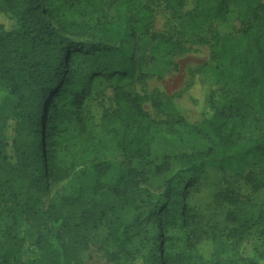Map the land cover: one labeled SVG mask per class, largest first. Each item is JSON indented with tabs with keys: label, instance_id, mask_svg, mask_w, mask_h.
<instances>
[{
	"label": "trees",
	"instance_id": "trees-1",
	"mask_svg": "<svg viewBox=\"0 0 264 264\" xmlns=\"http://www.w3.org/2000/svg\"><path fill=\"white\" fill-rule=\"evenodd\" d=\"M188 1L89 0L92 13L100 14L105 22L102 34L89 31L80 20L85 13L74 0H43V4L40 0H0V206L10 211L13 223L0 241V264L18 263L23 242L14 229L21 222L41 229L36 242L41 256L27 264H73L77 246L86 249L89 236L106 218L104 211L90 207L78 211L80 200L67 196L41 209L44 177L33 143L34 122L41 134V155L49 162L46 180L58 181L75 172V167L60 168L45 150L46 140L49 147L54 145L50 130L79 123L81 136L88 141L92 138L83 106L90 78L74 70L75 54L69 52L70 47L88 60L109 58V66L94 70L95 75L103 74L113 83V105L104 109L99 127L125 157L128 167L123 170H128L131 177L139 174L130 167L131 162L150 157L157 137L179 128L187 134L203 136L209 144L208 161L224 171L240 175L248 166H264V1L252 9L236 35L225 37L216 32L215 26L229 15L227 0H194V7L185 10ZM155 3L162 4L177 21L173 33L154 31ZM107 9L112 10L111 16ZM87 34L94 39L84 40ZM106 34L110 39L103 38ZM75 36L81 39L75 40ZM193 40L213 47L221 43L217 57L228 59L229 64L222 68L214 84H204L205 109L196 120L184 115L177 100L184 97L182 94L155 102L165 116L157 120L145 110L142 98L125 85L134 77L136 53L141 52L143 62H154L185 52ZM200 73L198 70L194 77L199 78ZM192 88L193 83L185 91ZM43 100L42 118L38 119L37 110ZM87 165L88 170L80 169L76 174L94 175L99 184L114 175L118 165L121 167L118 161L107 159L89 161ZM188 166L189 171L203 168L201 161ZM170 167V158L166 157L158 172L165 173ZM119 175L124 179L122 171ZM244 179L254 191L264 189V181L253 175ZM170 185L168 181L163 194L170 192ZM115 188L113 191L120 194ZM96 189L98 192L102 187ZM173 192L177 194L175 189ZM166 206L160 202L151 205L146 215L133 223L112 221L103 247L107 263L142 264L137 242L147 241L145 228L157 224L163 228L164 217L168 216ZM219 206L226 224L231 226L226 234L228 247L241 254L253 232L259 231V253L264 257V207L231 189L219 197ZM190 217L185 207L183 222L188 224ZM208 234L218 253L226 249L217 228ZM165 264L183 263L168 256Z\"/></svg>",
	"mask_w": 264,
	"mask_h": 264
},
{
	"label": "rangeland",
	"instance_id": "rangeland-1",
	"mask_svg": "<svg viewBox=\"0 0 264 264\" xmlns=\"http://www.w3.org/2000/svg\"><path fill=\"white\" fill-rule=\"evenodd\" d=\"M74 1L79 4L81 12L85 13V17L80 20L88 26L89 31L105 33L103 17L92 13L89 0ZM262 1L264 0H227L229 15L224 22L216 24V32L221 37L236 35L242 24L247 22L252 9ZM40 3L43 4V0H40ZM193 7L194 0H189L185 10H191ZM152 8L154 31L173 33L177 21L162 4L155 3ZM111 14L112 10L109 11L110 16ZM103 38L110 39L107 34ZM74 39L81 38L75 36ZM83 39L89 41L94 38L87 34ZM220 46L221 43L213 47L211 43L193 40L186 45L185 52L162 57L154 62H143L141 52H137L134 77L125 81L126 88L142 98L145 110L157 120H164L165 116L155 107V102L166 101L182 94L184 97L177 100L184 115L190 120H196L205 109L204 84H214L219 79L222 68L229 64L228 59L217 57ZM69 52L75 54L74 70L90 78V90L83 99V106L89 119L88 127L92 138L88 141L81 136L79 123L62 125L58 131H49L53 133L51 138L54 145L49 147V141L46 140L45 150L51 153L60 168L69 170L75 167L73 174L58 181L46 180L49 175V162L41 155V134L35 122L33 143L40 172L44 177L42 210H46L51 201L67 196L80 200L78 211L86 206L106 214L105 220L89 236L87 248L82 250L81 246H77L73 264H108L103 247L109 224L116 219L133 223L138 217H144L146 210L158 202L167 205L168 216L164 217L163 228L158 224L145 228L144 232L147 233L144 237L147 241L140 239L137 242L138 258L142 264H165L168 256L175 257L178 263L183 264H248L242 262L240 257L262 264L264 257L259 253L262 250L259 231L253 232L241 254H235L231 246L228 247L230 242L227 241L226 234L231 226L225 222L224 212L219 206V197L227 189H231L243 196H249L264 207V189L254 191L244 179L246 175L251 174L264 181V166H248L240 175L224 171L208 161L206 155L209 144L203 136L190 135L177 128L176 132H163L157 137L150 157L131 162L130 167L139 173L138 176L131 177L128 170H123L128 167L125 157L117 150L110 137L102 135L99 127L104 109L113 105V83L103 74L95 75L94 70H104L110 65L109 58L100 56L97 61H92L85 59L71 47ZM198 70L201 73L199 78H195ZM140 75H145L146 78L141 79ZM193 80L196 81L195 84ZM83 81L81 77V86ZM191 83L193 88L190 92L185 91ZM44 102L45 100L39 103L38 119L42 118ZM166 157L170 158L171 167L169 171L160 173L158 169ZM101 159L116 160L121 167L118 165L116 173L103 179L101 184L94 175L76 174L80 169L88 170L87 162ZM197 161L202 162L203 168H193L189 171L188 164ZM119 171H122L124 179H121ZM168 181H171L172 189L165 195L163 193ZM96 187L102 189L97 192ZM115 187L120 194L113 191ZM174 189L177 194H174ZM185 207L191 215L188 224L182 220ZM12 224V214L0 206V241L5 239L6 230ZM214 228L222 233L226 245V249L220 253L208 234ZM40 231L41 229L30 228L23 222L14 229L23 242V249L17 256V264H27L40 258L41 251L36 243ZM161 237L163 240H160Z\"/></svg>",
	"mask_w": 264,
	"mask_h": 264
}]
</instances>
